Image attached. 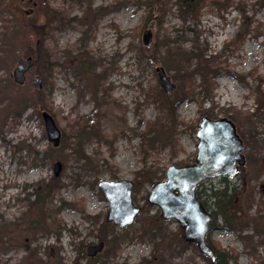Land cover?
<instances>
[{"label": "rangeland", "instance_id": "374dc122", "mask_svg": "<svg viewBox=\"0 0 264 264\" xmlns=\"http://www.w3.org/2000/svg\"><path fill=\"white\" fill-rule=\"evenodd\" d=\"M86 1L101 13L91 24L82 19ZM258 1L201 0L197 18L191 20L188 16L184 25L175 5L161 28L176 34L190 27L180 38V49L185 50L183 60L173 54L167 56L161 48L155 49L153 59L143 53L155 45L154 36L159 33L155 25L149 27L148 14L144 6L137 5L138 0H83L84 4L79 0H48L52 8L62 12L64 21L61 29H52V24L45 31L48 53L47 44L59 50L58 66L51 70L49 79H43L42 69L37 66V70L32 68L26 73L22 86H14L11 71L19 52L11 51L0 59L4 93L11 100L13 96L34 101V107L27 104L21 116L10 120L0 135V232L12 228L0 243V264H73L77 257L76 264H139L142 258L148 264H208L209 259L196 245L178 243L183 231L180 235L175 222H165L159 210L146 202L151 185L139 182L136 175L142 167H148L153 175L163 177L169 166L192 164L199 120L208 114L235 120L245 162L226 182L215 178L204 184L218 189L227 183L236 191L235 224L228 226L216 216L207 239L234 257L227 264H264V7L260 5L264 1ZM40 2L44 4L39 9H46L47 0ZM16 5L3 0L0 26L10 21L6 24L12 29L15 21V46L23 47L29 26L13 11ZM42 21L39 17L33 24L37 36ZM85 32L90 36L83 39V50L79 52V40ZM144 34L146 45L142 43ZM31 37L34 49L36 39L33 34ZM84 52L89 54L82 56ZM69 53L85 60L84 68L91 64V71L82 76L66 66ZM210 56L219 64L206 76L212 91L184 96L182 69L187 66L188 78L194 74V84L202 85L198 92L207 90L208 84L202 82L198 72ZM159 69L164 70L173 86L169 94L159 84ZM35 76L42 81L40 90L32 85ZM151 93L154 95L149 98ZM43 105L54 112L61 131V148L57 151L49 150L41 118ZM168 105L174 108V114L166 117ZM82 124L89 135L83 151L75 146L68 149L64 135L75 136ZM55 162L61 164L57 176L53 174ZM57 179L62 185L52 196L51 205L58 211L56 217L63 229L46 235L43 232L50 228L41 221L28 232L33 218L30 212L34 213L35 208L32 204L26 207L27 201L23 200L29 197L28 204L32 202L30 195L39 188L37 183ZM119 179L133 182L132 198L141 208L135 220L123 227L105 220L108 203L98 188L101 180ZM212 202L210 199V210L215 209ZM155 227L161 229L159 240H153L147 231ZM113 239L114 243L108 245L107 240ZM99 242H103L102 250L89 257L87 248Z\"/></svg>", "mask_w": 264, "mask_h": 264}, {"label": "trees", "instance_id": "16d2710c", "mask_svg": "<svg viewBox=\"0 0 264 264\" xmlns=\"http://www.w3.org/2000/svg\"><path fill=\"white\" fill-rule=\"evenodd\" d=\"M6 1L7 3L10 2V0H6ZM11 1L12 3L16 2L18 5H20L21 7H24L25 9H32V12L30 15L26 16L25 18L20 17V21H22L23 23L29 26L28 31L25 35V43L23 47L15 46V42H14V33H15L14 23L15 21L13 22L12 20V29H10L11 25L6 24L10 21H7L4 25L0 26V59L6 53H10L11 51H13L14 53L19 52V54L17 55V59H19L20 56L22 55L23 56L25 55V57L31 56L32 61L34 63L32 68L37 70V66H40V68L42 69L40 74L44 76L43 79L44 80H46L47 78L49 79L51 70H53L54 67L58 66L56 60L58 59L57 55L59 54L58 53L59 50L57 47H53L52 45L47 44V46H49V53H48V50H47L48 48L44 47L45 46V31L48 30V27H50L52 24H54V28L52 29L58 30L62 28V26L64 25V21L62 17L60 16L62 15V12L55 8H52L48 0H47L46 9H39V8H42V5L44 4L42 2L39 3L40 0L39 1L38 0H11ZM182 1L184 0H174L173 3H170V0H138L137 5L144 6L148 14L147 21H148L149 27L155 25V28H156L155 32L159 33L158 35L155 34L154 36L155 45H153L151 49L146 48L143 51L144 54H147L151 57L150 59H153L154 55L156 54L155 49L161 48L162 50L163 49L166 50L167 56L168 55L171 56L173 54L174 56L176 55L177 58L182 57L184 60L185 50L180 49L181 48L180 38L184 36L187 33V31L190 30V27L187 25L186 28H182L180 30V33H176V34H172V32H168L161 28L164 17L168 13H172L173 7H175V5L177 6L176 9L178 12V16L181 19L183 25L186 23L188 16L191 17V20H194L197 18L198 10L200 9L199 2L201 0H193V1L185 0L184 3H181ZM261 1H264V0L258 1L259 4ZM2 2L3 0H0V6ZM79 2L84 4L83 0H79ZM260 5L264 7L263 4H260ZM193 6L195 7V10L193 9ZM4 8H5V5L2 7V9L4 10ZM13 11L17 13L15 7L13 8ZM2 13L3 12H0V15ZM100 14L101 13L99 9L93 8L91 3L86 1L85 11L82 17L84 22L88 21L87 23L91 24L95 20V17L99 16ZM56 16H58V18H57L56 23H54V18ZM39 17H42L43 21L42 23H39L40 34L39 36H37L36 34H34L32 30L35 31L36 28L35 29L33 28L35 27L33 24L34 22L36 23L38 22ZM3 22L5 21L3 20ZM49 30H51V28ZM175 31L178 32L179 30H175ZM42 33L44 34V38H43ZM32 34L34 35L36 40H39V44L37 48H35L36 40L34 41V49H31V44H32L31 35ZM87 36L88 37L90 36L89 32H85L82 38L79 40V43H80L79 52L81 48L83 50V47L81 44L83 43V39L85 38L87 39ZM159 38H160V43H158ZM27 41H28V44H26ZM22 48H25V50H22ZM195 50L199 51V48L195 47ZM189 53H192V50H189ZM88 54H89L88 52H84L82 53V56H87ZM199 55L203 56V54H199ZM77 57L78 56H71L69 53L66 56V66L68 65L71 66L73 70L77 71L82 76H84L86 73H89L91 71V68H90L91 64H89L87 68L86 67L84 68L82 64L85 63V60H78ZM218 66L219 64H218V61H216L215 57L210 56L208 57L206 62L201 67L203 70L201 71L199 70L198 75L201 77L202 82H207L208 84V89H207L208 91L204 89L201 92H198L199 86H196V84H194L192 80L194 79V74H190L189 76L190 81H189V78L186 75L188 72V67L186 66L185 68H183L182 70L185 75L184 77L185 83H183V87H182L183 95L184 96H194L195 93L197 94L199 93L206 94L207 92L210 93L212 91L211 89L212 83L210 82V79L206 78V76L211 75L212 72L214 71L213 69L217 68ZM90 76L92 75L90 74ZM43 84L45 85V83ZM44 85H43V88H44ZM14 86H17V85H14ZM200 87H202V85H200ZM4 90L5 88H3L0 85V135L3 134L5 127L11 123L10 120L11 121L16 120L21 116L22 112L27 107V104L32 105L34 107V101H31L29 98L20 99V98L12 96V100H11L7 96V94L4 93ZM153 95L154 93H151V95H148V97L151 98ZM155 96H157L158 98L157 94H155ZM156 104L158 105V100ZM43 106L45 110H41V111L49 112L54 118V115H55L54 112L46 108L45 105ZM165 109H166V117H169L170 115L174 114V108H172L171 105H168ZM205 116H208L210 118H216V117L210 116L209 114ZM85 118H87V116H85L84 119ZM229 118H232V117H229ZM232 121L235 122V120H232ZM158 123L159 121H157V124ZM86 137H89V135L86 132V126L82 124L80 128L77 130V133L75 134V136L68 135V134L64 135V142H65L66 147L70 150H72L73 149L72 147L75 146V147L80 148L83 151V142ZM173 142H174V145L179 147L175 139L173 140ZM60 148H61V143L57 148L50 147L49 150L57 151ZM33 153L37 155V151H33ZM43 153L44 155H47L46 151H44ZM73 153H76V150H74ZM48 157L50 159L51 155ZM82 158L84 160L88 159L86 156H83ZM136 175H137V179L139 182L149 183L150 185H152L155 181L160 180V178L161 179L163 178V177H156L155 175H153L152 172L148 170V167L147 168L142 167L139 170V172L136 173ZM222 181H226V179H222ZM38 185L40 189L36 188L35 192L30 195L33 199L32 202L28 204L29 197L23 200L24 202L27 201L26 207L32 204L34 205V208H35L34 209L35 214L30 212V214H33V218L29 220L27 231L28 232L34 231L37 227V224L40 223L41 221H43L44 223H47L48 224L47 226L50 228V230L43 232L46 235H48V233L53 230H62L64 226H61V221L57 219L56 217V213H58V211L56 210L55 207L51 205L52 196L55 193H57V191L61 188V185H62L61 180L60 179H57L54 181L49 180L46 184L39 182L37 183V186ZM201 185L203 184H200V187ZM39 190L42 191V194L39 193ZM207 191L209 192L207 193ZM235 193H236L235 188L232 187L231 189H228L227 185H225L222 189H215L212 187H209L207 189L206 187H201L196 190L197 198L211 212L213 223L216 219V216H220L223 222L228 226H233L237 219V214H234L233 212ZM210 199H213L212 203L215 208L214 210H210L209 208ZM41 213H43L45 216L42 217ZM155 217H158V214ZM2 222H3V217L0 216V223ZM9 231L12 233V228H9V229L4 228L0 232V243L4 242L3 238L4 236H8ZM147 231L151 233V237L153 240H156V239L159 240L158 233L161 231V229L155 227L152 230H147ZM177 232L181 235V229L179 227L177 228ZM34 235L36 234H33V236ZM207 237H206L207 243L210 245V247L215 252V261L211 262V260H207L208 264H227L229 259H234V257L231 256L228 250L226 251L224 249H221L215 242L209 240V238L207 239ZM107 241H108V245H111L110 243H114L115 240L113 239V240H107ZM178 243H183L181 238L178 240ZM108 251H110L109 248H108ZM78 261H79V258L77 257L74 260L73 264L78 263ZM120 264H127V263L123 262ZM139 264H148V261L146 258H142Z\"/></svg>", "mask_w": 264, "mask_h": 264}, {"label": "water", "instance_id": "95a60500", "mask_svg": "<svg viewBox=\"0 0 264 264\" xmlns=\"http://www.w3.org/2000/svg\"><path fill=\"white\" fill-rule=\"evenodd\" d=\"M16 9L23 18L31 13V9L22 10L19 6ZM142 42L146 45V34L143 35ZM32 65L30 57L18 59L11 72L13 82L22 85ZM158 76L161 88L169 94L173 86L164 71L159 70ZM32 85L39 90L42 86L41 79L35 76ZM41 118L47 141L54 148L57 147L61 140L60 129L48 112L43 111ZM195 137L197 143L194 162L183 166L167 167L164 179L151 186L146 201L159 209L163 220L172 219L177 222L183 229V241L186 244H195L198 251L213 262L214 251L206 242L212 216L198 200L196 189L205 180L216 177H233L238 167L244 164V156L241 153L243 143L236 133L234 123L225 117L218 119L201 117ZM60 170L61 164L55 162L53 164L54 176H57ZM133 186V182L126 179L101 180L98 183V188L108 203L105 216L107 222L123 227L134 221L140 208L132 200ZM102 248V242L90 246L87 248V255L94 257Z\"/></svg>", "mask_w": 264, "mask_h": 264}]
</instances>
